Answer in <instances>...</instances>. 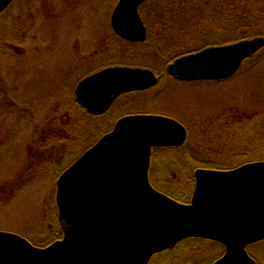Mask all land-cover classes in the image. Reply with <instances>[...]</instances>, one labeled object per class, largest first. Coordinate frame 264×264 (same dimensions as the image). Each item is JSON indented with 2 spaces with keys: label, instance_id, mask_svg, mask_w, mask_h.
<instances>
[{
  "label": "rangeland",
  "instance_id": "374dc122",
  "mask_svg": "<svg viewBox=\"0 0 264 264\" xmlns=\"http://www.w3.org/2000/svg\"><path fill=\"white\" fill-rule=\"evenodd\" d=\"M117 3L16 0L4 14V29L0 30V232L24 235L44 246L40 240L48 234L43 212L45 217L52 196H56L54 171H65L85 152L67 141L62 130L57 136L62 137L61 145H51L57 137L46 139L43 135L47 119L69 98L59 85L70 91L87 71L124 65L128 59L162 75L164 63L155 62L152 53L158 45L167 55L175 53L174 48L167 51L168 42L153 41L158 28L145 45L127 47L115 39L110 20ZM155 4L156 0H150L143 6L145 16L158 12L160 7ZM183 35L190 36L186 31ZM135 112L185 120L191 135L187 148L194 150L195 145L200 150L195 155L216 151L222 161L236 163L234 166L259 161L264 158V49L245 61L229 80L184 84L163 77L160 85L146 92L119 97L93 123H88L87 115H73L80 118L87 143L90 138L109 133L124 114ZM185 149L153 150L150 181L161 192L188 202L194 187V168L184 160ZM49 164L56 168L38 173L36 180L23 185L28 177L36 175L32 169L40 171L43 167L39 166ZM21 183L24 187L20 189ZM206 245L202 248L197 242L187 241L173 253L154 256L151 264H181L190 259L198 264L210 257L206 264H211L223 252ZM251 252L262 263L264 243Z\"/></svg>",
  "mask_w": 264,
  "mask_h": 264
},
{
  "label": "water",
  "instance_id": "95a60500",
  "mask_svg": "<svg viewBox=\"0 0 264 264\" xmlns=\"http://www.w3.org/2000/svg\"><path fill=\"white\" fill-rule=\"evenodd\" d=\"M15 0H0V16ZM148 0H119L111 27L122 40L143 43L147 28L139 8ZM264 48V37L206 48L175 60L167 72L181 82L223 81ZM149 69L112 67L76 87L80 106L105 113L127 92L158 78ZM185 127L163 116L121 118L110 133L60 175L56 205L63 239L35 247L0 232V264H149L154 255L190 238L215 240L225 255L215 264H255L249 245L264 240V161L230 171L199 169L190 204L156 190L149 169L154 148L180 147Z\"/></svg>",
  "mask_w": 264,
  "mask_h": 264
},
{
  "label": "trees",
  "instance_id": "16d2710c",
  "mask_svg": "<svg viewBox=\"0 0 264 264\" xmlns=\"http://www.w3.org/2000/svg\"><path fill=\"white\" fill-rule=\"evenodd\" d=\"M146 4L147 2L140 7L139 13L145 23V27L148 30L147 40L142 44L136 45L140 46L147 44L151 40V32L153 31L155 33V29H159L158 36H156L157 41H153L155 43L168 42L170 45L167 46V51L169 52L170 48H174L175 50L173 56L167 55V52L165 53L160 51V46L158 45L156 51L152 53V58L155 62L158 61L164 63V67H162L164 68V74L166 73L165 69L167 65L182 56L199 52L208 47H215L216 45L224 46L234 44L243 40L264 37V0H156V4L153 6L156 8L160 7L159 10L157 9L158 12L151 11L149 14H147V16H145L143 6H145ZM4 14L0 17V30L4 29V26L2 24ZM185 31L186 33L190 34V36H184L183 33L185 34ZM115 39L119 41L117 36H115ZM121 43L127 44V47L132 46L125 41H121ZM131 60L132 59H128V61H125L127 62V64L125 63L124 65L121 63H117L115 65L102 66L96 69L91 67L94 70H89V68V71H87L86 74L82 76L83 78L79 79L75 83L74 87L70 91L63 87L64 84H60L59 86L63 88L65 95L69 98L65 99V104L59 106L58 109H56L47 119L48 128L43 133V135H45V138H55L59 134L58 131L62 130L65 134L66 140L70 141L71 143L78 144L79 149H84V151H86L87 149L92 147L103 135L96 138H90L86 143V130L84 132H81V120L80 118L75 117L73 113H75L76 116H79L80 114H83L84 116L87 115L90 119V122L88 123H93L94 119L101 117V115H93L87 113V111H85L80 106L74 93L76 86L81 80H84V78L88 77L89 75L96 73L99 70H104L108 67H139L152 69L155 73L158 72V70L150 68L149 66L139 65L138 63L133 64L130 62ZM91 61L92 60H90L89 62ZM164 74L160 75L159 83L155 86L161 84ZM149 89L146 90L148 91ZM146 90L136 91L132 93H143L146 92ZM1 102L2 101H0V103ZM68 106L70 107L69 109H67ZM137 114L141 113H128L124 114L123 117ZM190 138L191 136L189 134L188 139ZM54 144H63L62 137H57L55 140H53L51 142V145ZM188 145L189 144L185 143V145L183 146L186 148L184 151V160H187L188 163L192 165L194 170L209 169L229 171L239 167L234 166L236 165V163L230 164L222 161L220 159V153H217L216 151H214L212 154L206 152L200 155H195L198 151H200L199 149H197L198 146L194 145V150H192L190 148H187ZM71 156L73 159L74 157L72 154ZM203 156L207 157L202 158ZM259 161H264V158ZM39 167H43V170L41 169L40 171H35L34 169H32L33 172L37 173L36 175H31L30 177H28L27 182L26 180L23 181L24 186L28 185L27 183L33 181V178L36 180L37 176H40L39 174L43 175V173H47L48 171H52L53 168H56L53 164H49V166L45 165ZM63 171V169L54 171L57 172L55 178L56 181L59 179V175H61ZM20 185V189L24 187L22 186V183ZM16 191L18 190H15L14 193ZM166 194L171 198L184 203V201L179 200L175 195L169 194L167 192ZM43 219L47 224V227H45V231L47 232L48 237L44 238L45 240H40V242H43L42 245L46 247L62 239L61 237L63 236V230L61 228L62 226L58 218L55 195L52 196L51 202L48 208L45 210V217L43 212ZM21 236L27 239L33 245H36L35 242L30 240L27 236ZM193 241H195V239ZM47 242L49 244L45 245ZM36 246L44 247L40 245ZM179 247L173 248L167 252L173 253L177 251ZM193 262L194 260L192 261L190 259L186 263L183 262L181 264H194ZM178 264L180 263L178 262Z\"/></svg>",
  "mask_w": 264,
  "mask_h": 264
},
{
  "label": "flooded vegetation",
  "instance_id": "af4514ba",
  "mask_svg": "<svg viewBox=\"0 0 264 264\" xmlns=\"http://www.w3.org/2000/svg\"><path fill=\"white\" fill-rule=\"evenodd\" d=\"M116 36V35H115ZM119 41L121 42V41H123V40H121V39H119ZM133 47H136V46H139V45H136V44H131ZM166 77H170V76H168V74H167V72L165 73V75H164V78H166ZM185 84H192V83H185ZM162 116H165L164 114H162ZM166 117H168V116H166ZM171 118H173V119H176V120H178L179 122H181L182 124H183V126L185 127V129H186V131H187V135H189L190 134V127H189V125H188V123L185 121V120H181V119H178V118H174V117H171ZM231 125H233V122L231 123V124H229L228 123V129L229 128H231L232 126ZM200 129V128H199ZM199 133V132H198ZM191 136V135H190ZM198 138V137H197ZM182 148V147H181ZM181 148H170V149H181ZM246 152H244V154H245ZM152 163H153V158H152ZM152 163H151V167H150V171H151V168H152ZM249 163H251V162H249ZM247 163H245V164H243V165H246ZM243 165H240V166H243ZM195 171L196 170H194V173H193V181H194V187H195V178H194V174H195ZM194 187H193V189H194ZM192 189V190H193ZM194 191V190H193ZM193 191H192V193H191V197L189 198V200L192 198V195H193ZM188 200V202H184L183 204H190L191 202ZM194 239H188V240H185V242L183 241V242H180V244H178L176 247H179V246H182V244H184V243H186L187 241H193ZM194 242H197V245H200L201 247L203 246V245H205V243L207 244L206 246H210L212 249H214V250H216L217 251V248L218 249H222L221 251L223 252L222 253V255L220 256V257H218L217 258V260H219V259H221L224 255H225V253H226V249H225V246L222 244V243H220V242H218V241H215V240H210V239H202V238H196L195 239V241ZM261 243H264V240L263 241H260V242H257V243H254V244H252V245H249L247 248H246V251H247V254H248V256L251 258V260H253L254 262H255V264H263V261H264V252H263V256H261V259H262V263L257 259V255H255V254H253L252 252H251V249H253V248H257L258 246H260V244ZM175 247V248H176ZM203 248V247H202ZM201 250V249H200ZM219 252V251H218ZM211 258V257H210ZM210 258H207L206 260H199L198 262V264H206L207 262V260L208 259H210ZM216 258V257H215ZM214 258V260L212 261V263L211 264H215V262L217 261L216 259Z\"/></svg>",
  "mask_w": 264,
  "mask_h": 264
}]
</instances>
